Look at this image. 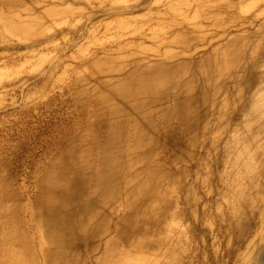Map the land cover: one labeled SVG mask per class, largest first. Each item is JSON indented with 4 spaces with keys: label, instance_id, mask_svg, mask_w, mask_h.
<instances>
[{
    "label": "bare ground",
    "instance_id": "1",
    "mask_svg": "<svg viewBox=\"0 0 264 264\" xmlns=\"http://www.w3.org/2000/svg\"><path fill=\"white\" fill-rule=\"evenodd\" d=\"M65 47L75 116L31 190L0 164V264H264V0H0L12 77ZM200 215L208 252L178 220Z\"/></svg>",
    "mask_w": 264,
    "mask_h": 264
},
{
    "label": "rangeland",
    "instance_id": "2",
    "mask_svg": "<svg viewBox=\"0 0 264 264\" xmlns=\"http://www.w3.org/2000/svg\"><path fill=\"white\" fill-rule=\"evenodd\" d=\"M69 49V47H65L60 51V54L45 62L31 77L23 75L25 73L12 77V72L17 69L20 60L0 58V164L8 168L6 177L13 185H24L28 190H31L33 186L31 172L34 161L37 159L44 161L59 139L62 127L66 126L75 116L72 107L68 104V94L52 87L55 82V76L51 75L54 72V67L59 64L60 55L68 53ZM10 52L15 53L17 49L14 48ZM49 77L48 86L34 94L36 91L34 89ZM208 147L209 140L207 139L202 151L194 161L196 164L205 158ZM195 174L196 167L195 164H192L188 180L194 183ZM220 189L221 186L217 185L213 189L198 186L200 210H203L208 203L211 206L223 205L217 196ZM178 220L181 222V230L186 229L189 225L191 228H196L194 231L197 237L205 240L202 249L208 252L212 235L206 227L207 221L203 219V216L200 215L192 223L180 218ZM256 226V220H254V228L248 236L253 234ZM184 231H181L182 234L180 232L179 237L187 236ZM194 236L193 234V238ZM248 236L247 238H249ZM177 243L179 246L182 245V241ZM255 246V250L264 260V240H259ZM163 263L173 264L171 259L166 258Z\"/></svg>",
    "mask_w": 264,
    "mask_h": 264
}]
</instances>
